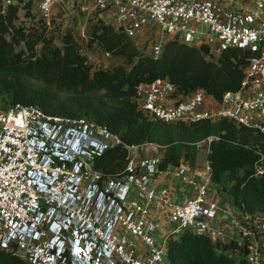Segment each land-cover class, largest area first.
Listing matches in <instances>:
<instances>
[{
	"label": "built area",
	"instance_id": "2783aa9c",
	"mask_svg": "<svg viewBox=\"0 0 264 264\" xmlns=\"http://www.w3.org/2000/svg\"><path fill=\"white\" fill-rule=\"evenodd\" d=\"M68 1L0 0V16L16 7L22 18L32 3L51 28L55 8ZM72 1L85 18L113 26L154 59L171 40L206 45L213 61L229 50L250 54L240 87L221 99L202 89L184 94L158 78L141 83L134 100L148 118L167 124L228 121L252 130L262 138L255 169L264 175V0ZM219 139L194 145L208 152ZM153 144L129 145L108 127L35 106L0 109V249L26 264H169L170 241L191 232L234 243L228 255L238 264H264V211L238 207L214 182L208 160L197 167L183 157L164 167L165 151L142 156ZM116 147L127 151V165L106 175L95 162Z\"/></svg>",
	"mask_w": 264,
	"mask_h": 264
},
{
	"label": "trees",
	"instance_id": "16d2710c",
	"mask_svg": "<svg viewBox=\"0 0 264 264\" xmlns=\"http://www.w3.org/2000/svg\"><path fill=\"white\" fill-rule=\"evenodd\" d=\"M31 8L32 3H27L24 17H33ZM20 19L16 7L6 17L0 16L1 110L17 104L35 106L48 115L108 127L129 145L160 143L165 147L164 167L178 165L183 157L191 160L196 142L218 136L206 155L214 182L242 210L264 211V175L257 176L255 169L256 151L262 147L259 135L228 121L167 124L148 118L134 100L141 83L158 78L171 80L184 94L202 89L221 99L226 91L240 87L250 54L229 50L213 61L208 46L190 47L171 40L162 56L154 59L123 32L98 22L93 25L90 45L97 43L106 53L124 57L128 66L95 69L71 32L58 47L47 37L45 26L26 28ZM127 156L122 147L110 149L96 160L95 167L106 175H117L124 171ZM233 249L234 243L215 244L206 236L188 232L170 241L168 259L169 264H238L225 254ZM240 261L245 263L243 258ZM0 264L26 262L0 249Z\"/></svg>",
	"mask_w": 264,
	"mask_h": 264
},
{
	"label": "rangeland",
	"instance_id": "374dc122",
	"mask_svg": "<svg viewBox=\"0 0 264 264\" xmlns=\"http://www.w3.org/2000/svg\"><path fill=\"white\" fill-rule=\"evenodd\" d=\"M31 12L33 17L27 18L22 16L20 23L24 27L30 29L32 27L42 28L44 26L43 22L40 20L36 9H34V6L31 8ZM22 14L23 13L21 12L20 15ZM54 14V23L51 28H47V37L53 38V43L55 46L62 47V37L67 32H71L77 43L80 45L82 54L88 57L89 62L94 66L95 69H112L113 67L119 65L128 66L124 57L113 55L106 57L105 51L97 43H94L92 46L90 45L93 25L98 22L88 20L83 15H81L80 12L75 8L74 2L72 0H69L68 3L66 2V4H58L55 8ZM20 23L17 22V24ZM111 24L116 26L115 22H112ZM9 38H11V36H8V39ZM136 47L141 52H143L144 55H151L149 50L146 51L147 49L145 50L137 45ZM19 48H23V46ZM153 143H155L157 146H154L155 144L147 145V149L144 151V153H142V156L162 154L165 151L164 145L157 142ZM196 149V153H194L191 157V162L196 164L197 167H203L206 164V155L208 152L204 148L196 147ZM217 251L221 252L220 250ZM225 254L228 255L230 253L226 252Z\"/></svg>",
	"mask_w": 264,
	"mask_h": 264
}]
</instances>
